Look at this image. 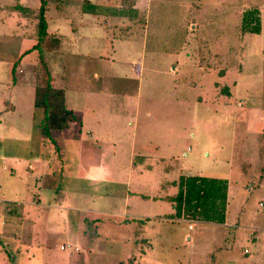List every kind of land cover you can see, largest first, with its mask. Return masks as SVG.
I'll list each match as a JSON object with an SVG mask.
<instances>
[{
  "label": "rangeland",
  "instance_id": "374dc122",
  "mask_svg": "<svg viewBox=\"0 0 264 264\" xmlns=\"http://www.w3.org/2000/svg\"><path fill=\"white\" fill-rule=\"evenodd\" d=\"M49 1L53 51L0 0V264H264V0ZM40 53L75 115L48 136ZM188 175L224 223L173 219Z\"/></svg>",
  "mask_w": 264,
  "mask_h": 264
},
{
  "label": "trees",
  "instance_id": "16d2710c",
  "mask_svg": "<svg viewBox=\"0 0 264 264\" xmlns=\"http://www.w3.org/2000/svg\"><path fill=\"white\" fill-rule=\"evenodd\" d=\"M86 1L90 2L89 0ZM48 2L50 1L40 0L39 6L36 10L21 4L13 6L14 10L22 13L23 15H33L37 17L36 29L38 40L35 47L43 49V51H53L59 49L61 47L62 40L59 35L47 31L45 14L47 12L46 7ZM253 20L259 21L257 10L255 16L249 24L253 23ZM249 26L252 27L251 25ZM250 27L247 28L253 31H258L259 26L255 25L256 28L254 27V29ZM38 56L40 58L39 61L41 67V84L35 86L34 111H42L43 118L40 125L43 132L48 136L51 129L57 130L58 132L66 130L70 122L75 119V115L71 109L66 107L64 90L62 88L55 87L52 84L50 72L48 71L45 63L44 54L40 53ZM178 187L179 189L176 195L173 196V200L176 201L175 216L180 215L183 210L185 214H189V217L206 221H211L212 218L216 217L217 222H224V209L218 215L217 212H215V214L211 213L214 212L213 205L215 203V199H218V197L221 200V203L225 206L228 187L227 179L208 177L204 175L180 176L178 180ZM205 211L208 212L207 214L205 213L206 215L203 213Z\"/></svg>",
  "mask_w": 264,
  "mask_h": 264
},
{
  "label": "crops",
  "instance_id": "0c3cea01",
  "mask_svg": "<svg viewBox=\"0 0 264 264\" xmlns=\"http://www.w3.org/2000/svg\"><path fill=\"white\" fill-rule=\"evenodd\" d=\"M57 35H58V34H57ZM30 170H31L30 173H32V169H31V168H30ZM87 180H88V181H91V182H92V181H100V180H98V178H92V177H91V178H88ZM174 184H175V183H174ZM227 188H228V187H227ZM38 199L43 200V199L40 198V197H38ZM30 203H31L32 205H39V206H40V204H41V203H34V199H32V202H30ZM37 212H38V211H37ZM174 218H176V219H181V218H182V219H184V220L191 219V217H189V214H185L183 210L181 211V214H180V215L174 216L173 219H174ZM207 222H208V221H207ZM217 223H219V222H217ZM223 223H224V222H223ZM188 228L191 229V228H192V225H188ZM187 239L190 240L189 237H188Z\"/></svg>",
  "mask_w": 264,
  "mask_h": 264
}]
</instances>
